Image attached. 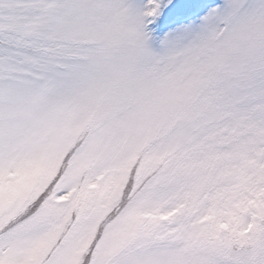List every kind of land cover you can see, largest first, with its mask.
I'll use <instances>...</instances> for the list:
<instances>
[{
    "label": "snow or ice",
    "instance_id": "snow-or-ice-1",
    "mask_svg": "<svg viewBox=\"0 0 264 264\" xmlns=\"http://www.w3.org/2000/svg\"><path fill=\"white\" fill-rule=\"evenodd\" d=\"M0 264H264V0H0Z\"/></svg>",
    "mask_w": 264,
    "mask_h": 264
}]
</instances>
